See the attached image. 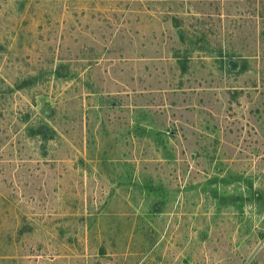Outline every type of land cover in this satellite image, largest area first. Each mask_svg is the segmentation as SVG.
<instances>
[{"label": "rangeland", "instance_id": "374dc122", "mask_svg": "<svg viewBox=\"0 0 264 264\" xmlns=\"http://www.w3.org/2000/svg\"><path fill=\"white\" fill-rule=\"evenodd\" d=\"M0 264H264V0H0Z\"/></svg>", "mask_w": 264, "mask_h": 264}]
</instances>
